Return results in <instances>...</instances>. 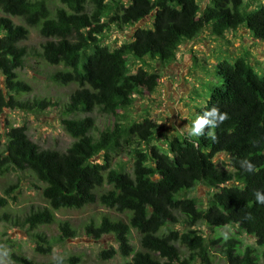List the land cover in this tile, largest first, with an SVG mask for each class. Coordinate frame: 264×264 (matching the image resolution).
I'll use <instances>...</instances> for the list:
<instances>
[{
	"label": "trees",
	"instance_id": "1",
	"mask_svg": "<svg viewBox=\"0 0 264 264\" xmlns=\"http://www.w3.org/2000/svg\"><path fill=\"white\" fill-rule=\"evenodd\" d=\"M59 1L61 7L52 14L47 0H0V72L8 92L0 89V115L6 109L32 113L57 106L52 100L16 97L31 90L17 73L29 54L21 43L29 38L31 28L46 39L42 59L63 68L52 80L78 87L64 109L73 118L63 119V127L74 139L65 152L41 149L28 137L25 126L8 133L0 169L30 172L43 186L42 196L48 203L26 216L23 226L33 230L50 225L61 209H82L98 202L119 213H130L128 223L103 217L98 226L86 227L96 240L112 237L118 245V249L103 250V260L120 254L132 256L125 264H211V244L219 243L228 264H264V205L255 199L256 192L264 195V76L249 59L241 56L217 64L222 86H214L199 114L216 108L226 118L217 127L206 126L203 135H177L165 150L153 144L157 122L120 119L133 107L136 93L146 90L152 94L159 86L161 76L146 68V59L163 67L171 65L180 47L208 28L212 36L221 38L244 27L264 42V6L246 12V0H209L205 7L206 0ZM151 14L152 28H137L130 42L114 49L103 45L102 36L113 26L121 30L133 27ZM138 62L142 65L132 73ZM95 111L116 119L97 136L94 118L77 117ZM100 154L103 158L98 161ZM220 154L229 156L232 170L216 166L214 160ZM120 157L132 159L130 171L113 166ZM199 185L217 190L205 208L194 198H181ZM105 187L108 189L98 195ZM6 206L7 199L0 196V209ZM200 223L214 229L238 227L255 238L261 257L236 238L209 243L195 228ZM180 224L182 232L172 228ZM131 229L140 235V250L131 244ZM60 231L62 238L76 236L67 222ZM178 243L187 249V258H182ZM65 262L57 259L37 264Z\"/></svg>",
	"mask_w": 264,
	"mask_h": 264
},
{
	"label": "rangeland",
	"instance_id": "2",
	"mask_svg": "<svg viewBox=\"0 0 264 264\" xmlns=\"http://www.w3.org/2000/svg\"><path fill=\"white\" fill-rule=\"evenodd\" d=\"M36 1V0H31ZM126 2L128 0H125ZM209 0L203 2L205 7ZM52 14L61 7L59 0H47ZM264 6V0H246L244 11L251 12L259 6ZM3 14L0 13V16ZM153 14L143 22L126 29L114 26L102 36L103 45L114 49L131 40L132 34L139 27L152 28ZM16 23L23 24L17 19ZM105 20V18H104ZM46 41L37 29L31 28L27 40L21 43L28 50L24 67L17 71L21 81L30 86V92L16 95L19 100H52L57 106L48 108L43 112H23L21 110L6 109L0 115V157L5 154V145L8 141V133L14 127L25 126L28 137L41 149L58 150L65 152L74 139L65 131L63 119L73 118L64 113L71 94L78 88L76 84L62 85L52 80V75L63 70L62 66L47 64L40 56L41 46ZM246 56L257 72L264 76V42L256 40L253 34L242 27L237 31H229L224 37L218 38L206 29L197 39L184 43L178 52L177 60L171 65L161 66L157 61L146 59L150 72H157L161 78L159 86L152 94L141 90L135 94L133 107L120 119L123 122L142 121L145 118L152 119L159 125L154 135L153 144L167 150V142L177 135H187L190 132L192 122L203 114V109L209 100L214 86H222V81L217 74V64L227 60L234 62L237 58ZM142 65L135 63L132 73ZM5 77L0 72V89L7 92ZM91 116L94 118L98 132L111 127L115 117L105 116L95 111L79 117ZM97 132V133H96ZM103 154L97 158L101 161ZM1 159V158H0ZM131 158L120 157L114 160L113 166L127 171L131 170ZM217 167L232 170L229 156L218 155L215 160ZM30 172L14 170L11 167L0 169V196L7 199V206L0 209V262L2 264H26L16 258L37 263H50L57 259H63V264H125L131 257H123L117 254L110 260H103L100 254L111 247L118 249V245L112 237H104L96 240L89 236L86 227L89 224L98 226L103 217L114 221L128 223L130 213H119L106 208L100 203L85 206L82 209H61L55 212V220L50 225H42L36 229L23 226V220L31 212L48 207V203L42 196L41 188ZM13 192L6 195L8 190ZM108 187L100 189L98 195ZM217 190L204 185H199L194 191L186 192L181 198H194L200 208H205ZM183 221V217H179ZM67 222L75 232L74 238H62L60 226ZM179 231L184 230L183 225L172 226ZM199 233L211 243L219 239L236 238L243 247L250 246L255 250L257 257H261V248L252 236L241 233L236 226L225 228H212L200 223L195 227ZM130 241L134 249L140 250V235L134 229L130 232ZM47 252L39 251L38 248ZM182 258L189 253L181 244H177ZM211 264H228L221 254V244H211ZM69 259H74L70 262ZM68 260V261H67ZM193 264H204L196 261ZM259 264H263L260 261Z\"/></svg>",
	"mask_w": 264,
	"mask_h": 264
},
{
	"label": "clouds",
	"instance_id": "3",
	"mask_svg": "<svg viewBox=\"0 0 264 264\" xmlns=\"http://www.w3.org/2000/svg\"><path fill=\"white\" fill-rule=\"evenodd\" d=\"M226 118L224 114H219L218 109L212 108L203 113V115L198 116L191 125L189 136H200L204 134V129L207 126L208 128H214L223 122ZM248 169L251 170V165L248 166ZM255 199L257 204L264 205V195L260 192L255 193ZM2 264V262H0Z\"/></svg>",
	"mask_w": 264,
	"mask_h": 264
}]
</instances>
